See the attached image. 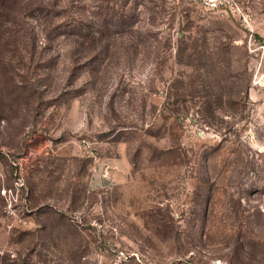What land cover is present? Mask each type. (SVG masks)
<instances>
[{"label":"rangeland","instance_id":"1","mask_svg":"<svg viewBox=\"0 0 264 264\" xmlns=\"http://www.w3.org/2000/svg\"><path fill=\"white\" fill-rule=\"evenodd\" d=\"M0 0V264H264V0Z\"/></svg>","mask_w":264,"mask_h":264},{"label":"built area","instance_id":"2","mask_svg":"<svg viewBox=\"0 0 264 264\" xmlns=\"http://www.w3.org/2000/svg\"><path fill=\"white\" fill-rule=\"evenodd\" d=\"M213 8L217 7V2L215 0H209L208 2Z\"/></svg>","mask_w":264,"mask_h":264}]
</instances>
